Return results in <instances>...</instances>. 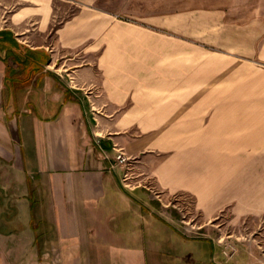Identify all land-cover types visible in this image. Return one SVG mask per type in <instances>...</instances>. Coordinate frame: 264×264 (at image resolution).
Here are the masks:
<instances>
[{
  "label": "crops",
  "instance_id": "obj_1",
  "mask_svg": "<svg viewBox=\"0 0 264 264\" xmlns=\"http://www.w3.org/2000/svg\"><path fill=\"white\" fill-rule=\"evenodd\" d=\"M19 18L0 26V264H264L243 248L226 263L214 230L185 234L147 187L122 185L119 149L166 197L193 195L205 221L232 196L205 154L177 147L161 95L191 87L173 65L158 74L175 58L158 23L91 6L58 24Z\"/></svg>",
  "mask_w": 264,
  "mask_h": 264
},
{
  "label": "rangeland",
  "instance_id": "obj_2",
  "mask_svg": "<svg viewBox=\"0 0 264 264\" xmlns=\"http://www.w3.org/2000/svg\"><path fill=\"white\" fill-rule=\"evenodd\" d=\"M81 6L123 21H156L159 36L173 41L174 61L159 62L158 74H172L165 67L173 65L176 79L191 87L190 93L161 95L177 109L172 117L177 147L182 144L191 156L205 154L208 174L222 180L229 193L231 188L232 196L205 221L193 195L166 197L150 180L140 179L133 165L132 185L121 180L123 187H147L185 234L214 230L229 253L222 251L226 263L241 248L264 260V208L257 201L264 165V0H0V26L13 24L15 17L20 26L39 22L47 12L58 24ZM254 192L255 198L247 194Z\"/></svg>",
  "mask_w": 264,
  "mask_h": 264
},
{
  "label": "built area",
  "instance_id": "obj_3",
  "mask_svg": "<svg viewBox=\"0 0 264 264\" xmlns=\"http://www.w3.org/2000/svg\"><path fill=\"white\" fill-rule=\"evenodd\" d=\"M132 160L133 159L130 156H128L123 150L119 149L116 155V162H117V165L122 166L125 169L121 180L127 186L132 185L130 181L132 177H131V173L129 172L131 166L133 165ZM223 252H225L226 254H229L225 250Z\"/></svg>",
  "mask_w": 264,
  "mask_h": 264
}]
</instances>
